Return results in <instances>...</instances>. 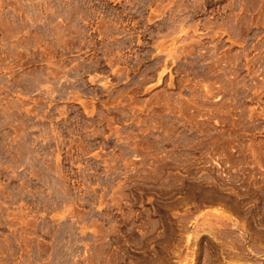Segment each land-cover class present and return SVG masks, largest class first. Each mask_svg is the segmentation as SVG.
Returning a JSON list of instances; mask_svg holds the SVG:
<instances>
[{
	"label": "rangeland",
	"instance_id": "rangeland-1",
	"mask_svg": "<svg viewBox=\"0 0 264 264\" xmlns=\"http://www.w3.org/2000/svg\"><path fill=\"white\" fill-rule=\"evenodd\" d=\"M0 264H264V0H0Z\"/></svg>",
	"mask_w": 264,
	"mask_h": 264
}]
</instances>
